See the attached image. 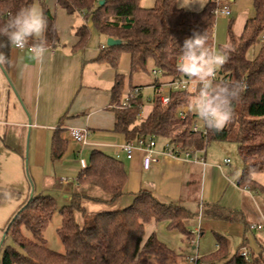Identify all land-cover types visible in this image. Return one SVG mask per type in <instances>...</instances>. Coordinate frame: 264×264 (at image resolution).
Returning a JSON list of instances; mask_svg holds the SVG:
<instances>
[{"label":"trees","instance_id":"obj_1","mask_svg":"<svg viewBox=\"0 0 264 264\" xmlns=\"http://www.w3.org/2000/svg\"><path fill=\"white\" fill-rule=\"evenodd\" d=\"M36 1L0 0V26L19 10L34 6ZM56 2L69 15H80L86 21L76 30L79 37L76 50H84L87 46L91 36L87 23L91 22L103 38L121 41L118 46L102 47L98 60L118 69L121 56L128 54L131 74L146 72L149 63L153 62L163 77L178 79L185 76L178 70L180 47L193 32L205 33L208 46L215 48L217 17L212 13L216 7L212 1H207L200 11L181 8L178 0H156L150 8L142 7V0ZM41 5L47 20L42 39L47 48H55L60 44L55 18L44 1ZM252 6L254 15L247 19L240 36L234 33V22H230L228 44L222 49L227 51L229 58L219 68L216 82L239 81L246 85L239 99L233 102L231 122L222 131L207 128V136L202 137L190 130L197 115L190 111L186 120L179 118V111L188 105L194 92L172 91L169 103L164 105L160 100V85L156 84L157 93L145 118L140 117L144 105L142 93L123 108L125 78L121 74H117L111 89V109L116 118L114 131L123 135L126 142L155 137L182 150H206L212 142H224L233 137L243 162L237 185L264 198V186L254 177L264 173V0H253ZM0 41L6 43V38L0 37ZM36 42L30 39L27 46ZM256 46L260 47L258 52L249 56ZM12 48L3 47L0 51L9 56ZM0 65L4 69L8 63ZM67 149L68 141L63 137V131L56 130L51 145L52 162L61 161ZM77 179L80 186L98 188L108 199L90 197L84 191L74 192L70 203L59 208L53 196H30L3 230L1 264H178L179 254L155 234L146 237L151 222H167L170 231H178L190 238L185 221L202 214L227 222L243 220L242 213L219 204H206L202 209L192 211L182 204H166L148 191L138 193L127 208L87 214L85 201L112 207L125 194L128 173L124 162L102 151L92 152ZM57 213L62 217L61 227L57 230L64 247L62 253L51 250L45 239V232ZM77 215L81 216V222ZM246 230L252 233L250 224H246ZM216 242L218 249L201 257L202 260L213 264H264V246L256 255L250 253L251 259L246 261L240 256V249L228 256L229 240L226 237L216 234ZM244 245H247L246 238Z\"/></svg>","mask_w":264,"mask_h":264},{"label":"crops","instance_id":"obj_2","mask_svg":"<svg viewBox=\"0 0 264 264\" xmlns=\"http://www.w3.org/2000/svg\"><path fill=\"white\" fill-rule=\"evenodd\" d=\"M42 1L55 18L59 46L47 48L42 60L29 51L13 47L9 55L11 63L4 69L0 65V239L8 221L30 196L43 194L70 201L74 192L84 191L90 197L108 199L98 188L80 186L77 179L92 152L97 150L115 158L119 156L128 173L125 194L111 209L125 208L141 191L152 193L166 204L190 206L192 202L197 211L206 204H219L242 213L243 220L227 222L213 219L214 223H207L212 233L226 237L229 250L233 244L239 247L238 250L245 247L251 254L259 253L264 246V234L248 233L246 224L264 223V198L237 185L240 174L238 169L229 168L231 162L227 163L226 159L222 164L217 160L210 161L208 150H205L203 164L161 156L159 164L145 171L141 152L136 151L128 160L121 149L126 139L114 131L116 118L111 109V89L117 74L125 78L124 95L131 88H141L144 101L141 118L151 111L146 108L145 101L152 108L157 93L155 85L159 84L163 89L172 78H154L146 72L131 74L128 54L121 56L118 69L100 62L98 58L102 47L107 45V39L97 33L91 22L87 23L91 30L87 46L84 50H76L79 43L76 30L86 23L84 18L69 15L58 7L56 0ZM42 1L35 2L41 12ZM205 4L201 8H194L198 3L192 4V8L186 10L200 11ZM178 6L181 7L179 0ZM149 64L155 69L153 62ZM72 128H87L90 146L74 143L69 137ZM58 129L63 131L68 149L61 161L53 163L52 138ZM201 224L203 226L204 221ZM201 224L195 225L194 229L203 237L205 230L200 228ZM185 225L188 227L192 223L186 220ZM167 226V222H151L147 226L146 237L155 234L171 247L159 235ZM166 230L177 235V231ZM189 233L190 241L194 235L191 231ZM175 248L170 249L177 253ZM192 249L196 250V246ZM217 249L216 242L213 251ZM179 255L187 264L189 255ZM232 255L228 253V256Z\"/></svg>","mask_w":264,"mask_h":264},{"label":"clouds","instance_id":"obj_3","mask_svg":"<svg viewBox=\"0 0 264 264\" xmlns=\"http://www.w3.org/2000/svg\"><path fill=\"white\" fill-rule=\"evenodd\" d=\"M198 2L203 6L202 0ZM182 6H185L184 2ZM46 29L47 20L35 5L21 9L0 26V37L6 38V43L0 41V48L24 49L30 39H35L38 42L31 45L30 51L42 60L48 51L46 41L42 39ZM180 48L178 70L197 85L188 100V110L197 115L208 129L220 132L231 122L233 102L239 99L246 85L239 81L216 82L217 70L229 56L227 51L211 49L205 33L193 32ZM6 63H11V58L0 51V64Z\"/></svg>","mask_w":264,"mask_h":264},{"label":"rangeland","instance_id":"obj_4","mask_svg":"<svg viewBox=\"0 0 264 264\" xmlns=\"http://www.w3.org/2000/svg\"><path fill=\"white\" fill-rule=\"evenodd\" d=\"M142 1H143L142 4L144 5L143 7L150 8L154 6L156 0H142ZM183 2L185 6H182ZM202 2L204 5L207 2V0H202ZM196 3H198V5H195L194 8L202 7L198 2V0H194V2L193 0H179V4L183 9L192 8V4H196ZM220 3L222 6H228L230 8L231 15L218 16L216 18L214 50L217 52H223L222 49L225 48L228 44V28L230 22L231 21L234 22V26H233L234 33L237 36H240L241 32L244 29V25L247 19L254 15V10L252 6L253 0H221ZM259 48H260L259 46H256L254 49H252L249 52V56H251L252 54H256ZM154 70L155 69H153L152 64H149L146 73H149L151 76L154 77V75H152ZM145 103H146V108L151 109V104L148 103V101H145ZM206 150H208V160L210 161L217 160L220 162V164H222L225 159L230 160L231 165L229 166V168L233 170L238 169V174H240L239 175L240 178L242 174L243 162L238 150V144L233 137L230 140L224 142H219V141L212 142L206 148ZM254 177L260 184L264 185V173L256 174L254 175ZM57 202L59 208H63L64 206L70 203V201H66L65 199L60 197L57 198ZM133 202H131L129 205H126L125 208L132 205ZM83 204L87 210V214L90 215L98 212L112 210L110 206L96 204L91 201H85ZM193 204L194 203L191 202L190 206L188 205L185 206L192 211H197L195 206L193 207ZM77 220L81 222L80 215H77ZM188 221H190L193 226L192 225L188 227L186 225L185 226L187 229H189L188 230L189 232L191 231L193 233L194 235L193 239L190 241H194V243L191 244L189 239L186 236L179 233L178 231L175 232L177 235L174 236L173 234L169 233L166 230L167 228L164 227L159 233L161 240L162 239L167 240V242H169V245H171V247L167 245L169 248L173 249L174 247H176L174 250H177V253L183 254L184 256L189 255L188 257L193 256L194 254H198L200 257H205L215 252L213 250L216 247V235L214 234V232L212 233L209 226H207V223L208 225L210 223H214L213 219L201 215L199 217L191 218ZM202 221H204L203 226L201 224ZM61 224H62V217L59 213H57L53 217L50 226L45 232V239L47 246L51 250L62 253L64 252V247L57 234V230L61 227ZM199 224H201L200 228H203L205 230V236L203 237H200L197 230L194 229L195 225L197 226ZM2 239H3V235L0 239V243ZM10 243L11 242L9 241L8 244ZM164 244L166 243L164 242ZM193 244L196 246V250L192 249L194 247ZM238 248L239 247L237 245L235 246L232 244L231 249L229 250L230 254L234 255L238 251ZM1 261H2V255L0 258V264ZM178 264H184V260L180 259L178 261Z\"/></svg>","mask_w":264,"mask_h":264},{"label":"built area","instance_id":"obj_5","mask_svg":"<svg viewBox=\"0 0 264 264\" xmlns=\"http://www.w3.org/2000/svg\"><path fill=\"white\" fill-rule=\"evenodd\" d=\"M207 1H212L216 3V7L212 10V13L216 17L231 15L230 8L228 6H222L220 4L221 0H207ZM30 48L31 46H26L24 49H20V50H26L31 52ZM218 73H219V69L217 70L216 79ZM152 74L154 76H162L161 71L157 69H155ZM196 88L197 85L186 76H183L178 79L172 78V80L168 82L163 89L160 86L159 88V92L161 94L160 100L162 104L166 105L169 103L170 93L172 91L195 92ZM140 93H141L140 87L133 88L131 91L125 94V98L121 106L123 108L128 107L130 102L133 99H135ZM189 114L190 111L188 110V105H187L179 111L178 116L181 120H186ZM140 117H143V107L141 108ZM190 130L195 134L201 135L202 137L207 136V127L204 125L203 121H201L198 118V116L194 121L193 125L191 126ZM69 137L74 143L81 145L82 147L90 146L89 131L87 128H72L69 131ZM160 145L161 148H159ZM121 149L128 160H131L133 158L136 151L141 152L142 168L145 171H149L154 165L159 164L161 156H167L173 159H182L185 161L201 163V164L205 162V159L202 156L205 150H197L195 148L182 150L179 147H174L172 144L169 143V141L166 140L160 143V140L155 137L142 138L134 142H126L121 147ZM119 158L120 157L117 156V159ZM226 162L229 163L230 160H226ZM250 231L252 233L264 234V223L250 224ZM240 256L244 258L246 261H250L251 259V254L245 247H242L240 249ZM187 264H213V263L206 260H202L198 254H194L193 256H190L188 258Z\"/></svg>","mask_w":264,"mask_h":264},{"label":"water","instance_id":"obj_6","mask_svg":"<svg viewBox=\"0 0 264 264\" xmlns=\"http://www.w3.org/2000/svg\"><path fill=\"white\" fill-rule=\"evenodd\" d=\"M106 43H107V46L112 47V46H118V45H120L121 44V41L115 40V39H112V38H108ZM1 246H2V241L0 243V248H1Z\"/></svg>","mask_w":264,"mask_h":264}]
</instances>
